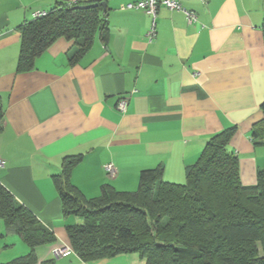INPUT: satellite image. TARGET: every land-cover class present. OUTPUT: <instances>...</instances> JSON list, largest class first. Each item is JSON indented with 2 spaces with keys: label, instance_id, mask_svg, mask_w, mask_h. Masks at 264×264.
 I'll return each instance as SVG.
<instances>
[{
  "label": "crops",
  "instance_id": "obj_1",
  "mask_svg": "<svg viewBox=\"0 0 264 264\" xmlns=\"http://www.w3.org/2000/svg\"><path fill=\"white\" fill-rule=\"evenodd\" d=\"M60 1L81 0H0V181L57 236L36 248V264H146L137 252L80 258L66 227L84 219L64 216L55 177L66 157L82 155L71 181L88 198L105 183L135 191L141 171L160 166L164 179L185 183L186 167L210 138L237 126L230 150L242 182L255 184L264 167V139L253 134L264 120V0H181L195 22L160 6L152 42V16L123 8L139 0H107V38L97 31L75 61L76 45L59 38L31 70L18 71L22 26ZM109 162L115 176L105 170ZM58 246L72 251L56 257ZM20 247L17 254L29 250L23 241Z\"/></svg>",
  "mask_w": 264,
  "mask_h": 264
},
{
  "label": "trees",
  "instance_id": "obj_2",
  "mask_svg": "<svg viewBox=\"0 0 264 264\" xmlns=\"http://www.w3.org/2000/svg\"><path fill=\"white\" fill-rule=\"evenodd\" d=\"M101 1H60L26 22L18 71L31 70L35 58L59 38L76 45L72 61L89 49L97 31L107 38L108 10L77 7ZM261 108L264 112V102ZM3 124L0 98V130ZM236 131L231 126L210 138L198 161L186 167L185 183L164 179L160 166L142 170L135 191L105 183L93 198L71 181L72 168L83 156L66 157L55 177L62 212L84 219L66 227L72 249L85 261L137 252L146 264H264V167L255 184L242 182L239 157L230 150ZM253 134L264 139V120L254 125ZM0 219L7 233L19 234L29 246L25 254L0 264H36V248L57 241L54 231L1 181Z\"/></svg>",
  "mask_w": 264,
  "mask_h": 264
},
{
  "label": "built area",
  "instance_id": "obj_3",
  "mask_svg": "<svg viewBox=\"0 0 264 264\" xmlns=\"http://www.w3.org/2000/svg\"><path fill=\"white\" fill-rule=\"evenodd\" d=\"M160 6H165L172 10H179L184 12L189 22H195L197 20L196 12L185 8L181 0H139L136 2H129L123 6V8H134L143 9L153 18V22L148 31V40L152 42L157 35L156 27V15ZM47 14V11H36L34 12V18L41 17ZM129 98L128 96H123L118 101V109L120 111H126L128 106ZM5 161L0 159V168L4 166ZM105 170L110 176H115L117 174L116 165L113 162H109L105 165ZM72 249L69 246H58L55 247L53 252L56 257L65 256L70 253Z\"/></svg>",
  "mask_w": 264,
  "mask_h": 264
},
{
  "label": "rangeland",
  "instance_id": "obj_4",
  "mask_svg": "<svg viewBox=\"0 0 264 264\" xmlns=\"http://www.w3.org/2000/svg\"><path fill=\"white\" fill-rule=\"evenodd\" d=\"M0 233H3V236L0 238V261L6 262L14 257L23 255V254H17V252L20 250L22 239L19 234L16 233H7L5 231V225L3 221L0 219ZM17 241V244L14 245V241ZM9 245V246H7Z\"/></svg>",
  "mask_w": 264,
  "mask_h": 264
},
{
  "label": "water",
  "instance_id": "obj_5",
  "mask_svg": "<svg viewBox=\"0 0 264 264\" xmlns=\"http://www.w3.org/2000/svg\"><path fill=\"white\" fill-rule=\"evenodd\" d=\"M98 5H101L103 7L104 11H107L108 10V4H107V1L106 0H103L101 2H94L92 4H80L77 7L78 8H85L87 6H98Z\"/></svg>",
  "mask_w": 264,
  "mask_h": 264
}]
</instances>
